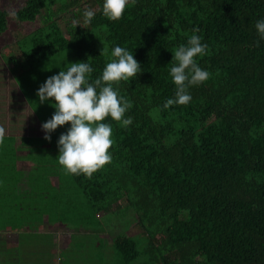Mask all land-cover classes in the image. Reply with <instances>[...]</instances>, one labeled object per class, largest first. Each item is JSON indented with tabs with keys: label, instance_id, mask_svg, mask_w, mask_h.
Returning a JSON list of instances; mask_svg holds the SVG:
<instances>
[{
	"label": "trees",
	"instance_id": "trees-1",
	"mask_svg": "<svg viewBox=\"0 0 264 264\" xmlns=\"http://www.w3.org/2000/svg\"><path fill=\"white\" fill-rule=\"evenodd\" d=\"M90 1L96 16L85 25L80 0H25L13 18L41 25L16 39L21 53L6 61L19 73L70 52L77 62L89 60L95 77L115 45L126 47L142 69L118 85L132 102L126 115L133 124L124 128L107 118L112 161L91 177L69 173L92 215L64 221L70 205L58 193L30 215L0 217V233L35 243L46 240L35 233L45 222L98 227L100 213L126 199L144 235L120 234L110 245H95L122 264H264V40L255 29L264 0H136L115 21L102 14L103 0ZM68 11L74 12L63 26ZM9 19L0 8V35ZM194 27L208 44L198 63L211 75L189 89L187 105L162 109L174 95L172 52ZM72 209L76 215V204ZM47 242L42 255H49Z\"/></svg>",
	"mask_w": 264,
	"mask_h": 264
},
{
	"label": "clouds",
	"instance_id": "clouds-1",
	"mask_svg": "<svg viewBox=\"0 0 264 264\" xmlns=\"http://www.w3.org/2000/svg\"><path fill=\"white\" fill-rule=\"evenodd\" d=\"M135 3L136 0H103L102 14L110 21L119 20L126 7ZM11 14L15 16V12ZM82 15L83 24L89 25L96 12L88 7ZM73 23L80 26L81 22ZM255 29L259 39L264 40V17L256 20ZM199 31L194 27L187 42L172 52L169 75L175 86L174 95L165 99L162 109L187 105L192 100L189 89L204 83L211 75L198 63L197 58L208 50V44L197 34ZM104 51L103 48L101 55ZM88 61L68 63L49 76L36 95L41 104L48 102L55 109L51 118L41 125L45 140L50 142L52 133L69 125L57 141L59 164L69 173L91 177L112 161L113 128L106 119L119 122L124 128L133 124V117L126 115L132 102L120 94L118 85L120 81L130 82L142 69L133 51L118 44L111 49L110 59L98 76L93 77L95 69ZM4 135L5 129L0 126V140Z\"/></svg>",
	"mask_w": 264,
	"mask_h": 264
},
{
	"label": "rangeland",
	"instance_id": "rangeland-1",
	"mask_svg": "<svg viewBox=\"0 0 264 264\" xmlns=\"http://www.w3.org/2000/svg\"><path fill=\"white\" fill-rule=\"evenodd\" d=\"M24 1L25 0H0V7L8 10L10 13L9 28L5 34L0 35V105L2 108V112H0V125L7 126L6 123H11L10 121L13 120L12 126H21L22 124V128H26L27 132H29L31 130L29 128H34V125L31 123L32 120L29 119L28 114H26L25 117L24 115H19L17 113L11 115L10 111H12L13 108L11 109V104L7 103L9 102L8 100L10 96L14 99L18 98V95H20L17 84L20 85L21 91L42 124L51 118L55 109L48 102L43 104L39 102V98L36 95L38 88L49 76L57 74L60 69L66 67L68 63L77 61L71 56L70 52H63L61 55L58 54L59 56L49 59V62L37 64L30 71H19L18 73V71L13 69V64L8 63L6 60L7 57L12 54L17 57L21 53L16 47V39H20L33 32L41 25V20L39 19L35 23L21 24L13 18L11 13L15 12L17 8L22 6ZM90 5V0H80L77 7L80 9L89 7ZM57 9L58 8L55 10L57 11ZM78 9H76V11ZM73 12L74 11H68L63 18H60V23L63 26H66V23L71 18ZM16 72L19 75L16 79L17 84L15 82ZM8 109H10L9 116L7 114ZM20 117L23 119H20ZM15 120H18V125ZM20 120L22 121L20 122ZM68 127L69 125L59 127L54 133H52L50 142L44 139V135L39 138L40 140L35 139L36 137H28L30 138V141H26L25 146H31V153L36 157L34 163L36 166L38 164V167H36V173L40 175V178H37L36 174L32 173L30 177L31 181H38L40 179L44 180L45 177L49 176L48 172L52 169V165L56 166L60 175L59 178L62 182L61 189L57 188V190H54L50 185L49 188L51 189L48 190V195L50 197L57 193H61L64 198L67 199L65 200V203L68 202L70 205V213L69 215L63 216V219H65L64 221H69L71 224L73 218H77V222H79L84 216H90L92 214L89 213V211L86 212V198L84 194L74 184L69 172L59 164L57 159L59 154L57 141L61 133L65 132ZM31 132L32 130L30 133ZM25 140L26 139H24V141ZM40 148L42 151L39 154L38 149ZM11 198V201L15 200ZM51 199L52 198H50V200ZM49 201L45 203L43 198L36 193L33 204L36 203V207L40 209L45 207ZM74 204H76L77 208L76 215L73 214L72 209ZM13 209L14 208H12V211L15 210ZM57 217L58 216H56V218ZM99 217L101 224L98 227H89L90 229L80 227L73 229L65 227L64 225L46 223L35 231L37 235H42L46 240L42 239V241L35 242V245L30 247L29 252L31 253L34 250H39L41 253L40 249H42L48 241L52 246L50 247L49 255L57 258L49 264H122L117 254L114 253V255H112L107 249L104 250V247L97 249L95 245L99 240L110 245L113 242V239L120 234L141 238L144 235V229L140 226L138 213L127 203L126 199H123L114 204L110 210L100 213ZM26 231L30 232L28 229H26ZM0 237L12 242L10 244L11 246H16V240H20L19 236L14 233H5V235L0 233ZM132 264H142V259Z\"/></svg>",
	"mask_w": 264,
	"mask_h": 264
},
{
	"label": "crops",
	"instance_id": "crops-1",
	"mask_svg": "<svg viewBox=\"0 0 264 264\" xmlns=\"http://www.w3.org/2000/svg\"><path fill=\"white\" fill-rule=\"evenodd\" d=\"M15 82L17 84L16 79ZM17 87L20 95H18V98L14 99L12 96L9 97V102L7 103L11 104V109H13L12 111L8 109L7 114L9 116V111L11 115L17 113L25 117L26 114H28L34 128H29L32 130L31 133V130L27 132L26 128H22V124L21 126H12L13 120L10 121L11 123H6L7 126L0 125L5 129L4 138L0 140V217H8L12 214L15 215V213L17 215L20 213L30 215V210L36 206V203L33 204L36 193L47 203L50 198L56 197V194L49 197L48 190L51 189L49 186L51 185L54 190H57V188L61 189L60 186L62 184L58 170L54 165H52V169L48 172L49 176L45 177L44 180L31 181L30 179L32 173H35L37 178H40V175L36 173L38 164L36 166L34 163L36 157L31 153L32 148L31 146H25V142L30 141L28 137H36L35 139L40 140L39 138L45 135V133L41 129V122L35 115L18 84ZM0 112H2L1 105ZM20 119L23 118L20 117ZM15 121L18 125V120ZM21 121L22 120H20V122ZM24 139L26 140L24 141ZM38 151L40 154L42 149L40 148ZM10 198L15 200L11 201ZM12 208L16 211L14 209V211H12ZM6 221L5 219V222ZM46 223L47 222H45V224ZM56 224L63 225L58 222H56L55 225ZM7 228L10 229L6 225V229ZM11 243L12 242L8 241V239H0V264H49L57 259L51 255H42L39 250H34L30 253V247L35 245L34 242L16 240V246H11Z\"/></svg>",
	"mask_w": 264,
	"mask_h": 264
}]
</instances>
